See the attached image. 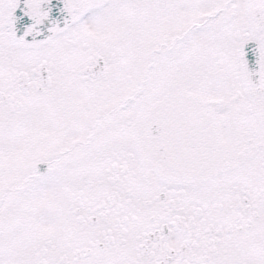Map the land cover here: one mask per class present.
I'll list each match as a JSON object with an SVG mask.
<instances>
[{
    "label": "snow or ice",
    "instance_id": "1",
    "mask_svg": "<svg viewBox=\"0 0 264 264\" xmlns=\"http://www.w3.org/2000/svg\"><path fill=\"white\" fill-rule=\"evenodd\" d=\"M0 264H264V0H0Z\"/></svg>",
    "mask_w": 264,
    "mask_h": 264
}]
</instances>
